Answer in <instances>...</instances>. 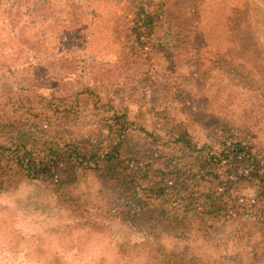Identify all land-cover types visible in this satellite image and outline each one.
<instances>
[{"label":"trees","instance_id":"16d2710c","mask_svg":"<svg viewBox=\"0 0 264 264\" xmlns=\"http://www.w3.org/2000/svg\"><path fill=\"white\" fill-rule=\"evenodd\" d=\"M1 18L22 51L0 64V194L37 183L83 228L101 235L95 220L110 216L133 234L103 247L113 262L87 247V259L69 260L76 251L63 245L53 256L23 249L10 264H118L127 254L149 264H264V92L241 101L258 84L236 82L239 74L188 84L180 68L199 44L175 0H0ZM92 25L107 42L89 53L82 37ZM24 55L50 70L93 69L103 87L124 77L131 93L47 95ZM202 119L218 123L213 136ZM25 235L13 239L25 244ZM33 237L50 247L48 236Z\"/></svg>","mask_w":264,"mask_h":264},{"label":"rangeland","instance_id":"374dc122","mask_svg":"<svg viewBox=\"0 0 264 264\" xmlns=\"http://www.w3.org/2000/svg\"><path fill=\"white\" fill-rule=\"evenodd\" d=\"M175 16L199 44L194 48L193 55L188 57L189 62L180 68V73L190 86L204 83L209 87L215 77L230 81L239 74L241 77L236 82L242 79L258 84L249 88L251 95L244 91L240 96L241 101L249 99L256 102L260 99V94L264 92V0H175ZM13 28L7 19H0V64L22 51ZM83 32L82 40L87 42L89 53L107 42L106 30L99 25H92L90 31L83 29ZM255 43L259 44L258 50ZM22 57L31 71L36 68L41 73L38 80L47 95H66L95 86L117 96H120L118 92L121 89H125L127 94L131 93L132 83L130 80L125 82L124 77L118 80L114 78L113 82L103 87L101 77L93 69L86 72L50 70L46 62L33 57L25 59V55ZM198 71L204 75L202 81L193 77ZM204 120L200 121L203 133L211 137L218 129V123ZM95 221L103 226V234L98 235L91 227L83 228L76 224L75 217L69 211L59 209L54 196L41 185L26 183L16 193L0 194V248L13 247L0 259H8L7 263L10 264L11 260L16 259L17 252L23 249L34 254V257H41L39 252L49 248L53 256L64 245L66 249L76 251L66 255L69 260L87 259L90 255L80 254L87 247L90 254L101 252L95 253V257L106 256L113 262L114 255L102 253L103 247H109L111 243L127 245L133 234L113 217H99ZM15 230L26 233L25 244L19 245L18 240L14 241ZM55 230L58 236L54 234ZM33 235L48 236L50 247H43ZM126 257L118 264H149V257L143 261L128 260V254Z\"/></svg>","mask_w":264,"mask_h":264}]
</instances>
